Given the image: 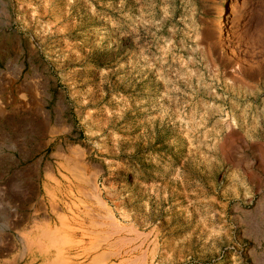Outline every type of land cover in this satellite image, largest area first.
I'll return each mask as SVG.
<instances>
[{
    "label": "rangeland",
    "instance_id": "obj_1",
    "mask_svg": "<svg viewBox=\"0 0 264 264\" xmlns=\"http://www.w3.org/2000/svg\"><path fill=\"white\" fill-rule=\"evenodd\" d=\"M0 264H264V0H0Z\"/></svg>",
    "mask_w": 264,
    "mask_h": 264
},
{
    "label": "bare ground",
    "instance_id": "obj_2",
    "mask_svg": "<svg viewBox=\"0 0 264 264\" xmlns=\"http://www.w3.org/2000/svg\"><path fill=\"white\" fill-rule=\"evenodd\" d=\"M235 2L239 1V0H234ZM220 6V5H219ZM233 6H237L236 4H233ZM225 7L224 6H221L219 8V11H218V15H219V28L223 31V32H226L228 34V37L231 36V18L232 17V14L231 13H228V14H225ZM217 12V11H216ZM217 16V15H216ZM238 25H236L237 27H240L242 26V23L240 24L239 22L237 23ZM238 30V28H235ZM239 31V30H238ZM234 35V34H233ZM38 89L37 87V83H33L31 84V91H36ZM65 218V217H64ZM61 220H65V219H61Z\"/></svg>",
    "mask_w": 264,
    "mask_h": 264
}]
</instances>
